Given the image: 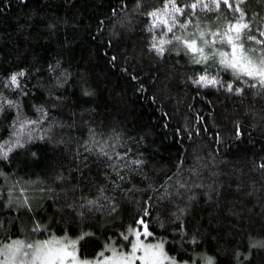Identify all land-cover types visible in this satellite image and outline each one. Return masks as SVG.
Returning a JSON list of instances; mask_svg holds the SVG:
<instances>
[{
  "label": "trees",
  "instance_id": "1",
  "mask_svg": "<svg viewBox=\"0 0 264 264\" xmlns=\"http://www.w3.org/2000/svg\"><path fill=\"white\" fill-rule=\"evenodd\" d=\"M162 4L0 0V98L18 105L4 104L0 141L14 139L18 115L38 120V108L47 112L32 140L0 159V242L68 236L85 259L113 242L128 250L133 236L120 234L139 227L147 204L151 238L167 241L177 261L205 255L215 264H264V247L252 246L264 241V87L235 80L218 57L195 63L175 41L163 55L152 50L153 37H172L165 28L148 31L146 13ZM244 7L250 17L264 15L256 0ZM218 15L198 9L201 29ZM195 23L174 32L187 35ZM206 68L243 91L194 84ZM20 71L27 95L9 83ZM116 153L143 164L123 167ZM84 233L91 235L79 239Z\"/></svg>",
  "mask_w": 264,
  "mask_h": 264
},
{
  "label": "snow or ice",
  "instance_id": "2",
  "mask_svg": "<svg viewBox=\"0 0 264 264\" xmlns=\"http://www.w3.org/2000/svg\"><path fill=\"white\" fill-rule=\"evenodd\" d=\"M257 3L264 5V0H256ZM249 4V0H163L162 7L155 8L146 14L151 18V26L148 31H153L154 28H165L163 33L167 35L172 33L171 39H160L159 41L153 37L152 50L157 54L163 55L166 51L164 45L171 44L173 41L181 44L187 52L194 55V62L197 64L207 63L209 60H216L218 57V64L221 69L230 71L235 80L240 81L243 78L247 83L248 80L255 81L261 87H264V15L254 13L251 17L248 15L245 5ZM222 8L232 14V19L229 20L224 16ZM200 11H215L219 13L216 17V22L211 27L205 26L201 29L199 18L197 17V10ZM183 17V22L179 18ZM195 31L187 33V35H177L174 29L178 26L180 30H187L189 25L193 24ZM215 28V30H213ZM209 36L210 38H205ZM219 42L226 44L229 47L228 51H221L215 47ZM208 52H205V49ZM115 60V57H112ZM211 67V66H209ZM219 73L210 75L209 69L206 68L194 84L208 87L222 85L226 87L229 92L236 91L240 93L242 88L234 89L231 83L224 85L223 82L217 79ZM26 75L24 71L13 73L9 78V83L14 86V89H20L22 94L27 95L23 91L24 85L21 84V79ZM255 87L256 84L250 85ZM4 104L10 107H18L16 102L7 100V98H0V112L4 110ZM37 111L41 113L38 120H19L12 125L14 131L11 136L14 139L0 141V159H8L9 155L17 148H23L26 142H30L33 138V132L39 127L43 120L47 118L46 110L41 107ZM39 134V133H38ZM27 136V140H25ZM40 135V139H43ZM92 143L98 145V154L112 160V155L106 151V144H99L93 138ZM114 147V146H113ZM86 151H92L91 148H86ZM35 155V153H33ZM117 162L124 160L123 167H130L131 165H142L143 161L127 160V153L121 155L116 153ZM116 171L115 164L110 165ZM264 168V164L260 165ZM3 175V173H0ZM119 179V171H116ZM103 190H101L102 192ZM97 201L89 200L88 205H96ZM21 206L31 210L29 199L25 196L21 202ZM112 211H115L113 206ZM148 206L146 204L143 216L140 217L136 223L139 227L129 228L128 234L121 233L124 241H129V235L134 239L129 241L130 249L125 251L123 246H115V242L105 246V250L98 253L92 259L81 260L78 256V249L76 247L78 241L70 240L68 236L56 237L52 236L49 239L39 240L31 243H26L21 239H10V242H0V264H179L175 257L169 256L165 251V243L167 241L160 240L156 243H145V239L154 235L148 230V224L144 217L149 215ZM2 227V224H0ZM163 227V225H161ZM40 230V225L37 224L33 231ZM181 231L183 227L181 226ZM91 235L84 233L79 239L84 236ZM195 239L192 243H195ZM253 247H264V241L258 244H253ZM105 252L110 253L105 255ZM184 264H187L185 261ZM208 264H213L212 259L208 258Z\"/></svg>",
  "mask_w": 264,
  "mask_h": 264
},
{
  "label": "rangeland",
  "instance_id": "3",
  "mask_svg": "<svg viewBox=\"0 0 264 264\" xmlns=\"http://www.w3.org/2000/svg\"><path fill=\"white\" fill-rule=\"evenodd\" d=\"M52 236H49V237H47V238H36V239H25V238H14V239H21V240H24L26 243H31V242H35V241H39V240H44V239H49V238H51ZM56 237H58V236H56ZM133 239H134V237H133ZM141 239H144L145 240V243H156V242H158V241H160L161 239H156V238H151V237H148L147 239H145L143 236L141 237ZM70 240H77V239H70ZM78 241V240H77ZM8 242H10V241H8ZM8 242H6V243H8ZM110 245V244H109ZM115 246H117L116 244H115ZM76 247H77V249H78V256H79V258L81 259V260H83V259H85V258H82L81 256H80V254H79V242L77 243V245H76ZM117 247H119V246H117ZM130 249V248H129ZM128 249V250H129ZM125 251H128V250H126V249H124ZM165 251H166V248H165ZM167 252V251H166ZM110 253H108V252H105V255L107 256V255H109ZM208 258H210V257H208V256H205V255H203V256H200V257H198V260L197 261H195V262H187V264H208ZM0 259H2V257H0ZM94 259V258H93ZM212 259V262H213V264H215V261L213 260V258H211ZM87 260H92V259H87ZM179 262V261H178ZM137 264H140V262L138 261L137 262ZM179 264H184V262H179Z\"/></svg>",
  "mask_w": 264,
  "mask_h": 264
}]
</instances>
